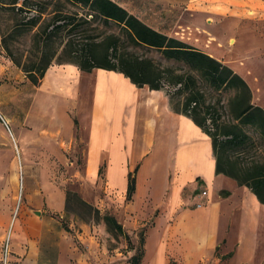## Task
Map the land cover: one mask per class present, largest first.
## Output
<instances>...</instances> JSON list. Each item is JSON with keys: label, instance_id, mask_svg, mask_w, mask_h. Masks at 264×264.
<instances>
[{"label": "rangeland", "instance_id": "1", "mask_svg": "<svg viewBox=\"0 0 264 264\" xmlns=\"http://www.w3.org/2000/svg\"><path fill=\"white\" fill-rule=\"evenodd\" d=\"M0 1L5 4L0 6V264L7 248L10 264L14 261L10 248L13 237L9 233L14 213L18 211L16 224L23 210L33 217L40 216L33 212L36 209L33 203H40L44 196L47 199L44 197L43 208L49 211L58 227L75 233L80 224L100 227L99 223L110 235L108 251L96 247L89 249L82 244V253L73 256V264H134L136 258L142 259L144 255L148 228L157 229V242L161 231L174 221L170 218L150 220L138 228L130 221L124 228L126 235L108 231L102 217L111 212L99 208L101 205L95 202V197H104V192L84 178V143L68 145L67 141L75 137V131L62 134L60 125L62 119L73 121L80 117L79 114L89 111L91 81L86 83L87 88L77 82L73 91L66 94L68 99L61 97L62 88L67 84L64 75H56L54 85L48 90L43 87L47 71L38 83L31 82L23 67L7 51L4 38L22 63L32 66L54 48L56 55L51 66H62L70 63L68 53L63 50L67 39L73 40V49L77 50L74 55H77L84 43L101 42L114 34L120 40L117 48L109 50L111 57L125 55L151 59L162 70L163 81L171 84L177 74H192L195 82L191 86L201 91L204 104L209 106L208 123L214 122L213 119L225 122L233 119L230 101L235 88H217L187 63L166 57L160 49L136 44L117 23L93 18L87 6L69 0H27V6H24V0H18L17 4H13L15 0ZM117 1L122 3L124 0ZM129 1L128 5L145 23L204 51L242 76L252 91V103L264 108V0ZM32 17L36 18V24L30 22ZM59 17L62 20L58 23L70 17L84 18L90 23L81 21L83 25L79 28L56 31L54 46L44 49V37L36 33ZM68 82L76 83L74 79ZM188 91L168 93L172 107L177 111L183 109ZM244 127L252 139L245 148L231 150V157L239 159L243 165L264 160V138L255 128ZM199 196L195 193L194 200L202 201ZM60 200L64 207L62 216L59 212H50ZM149 204L150 207L155 205ZM220 206L223 211H219V216L216 213V221L209 223L206 217L190 220L193 238L199 239L202 235L207 239L209 231L221 238L216 251L204 256L198 264H226L230 255L222 254L234 252L240 244L239 238L243 239V246L232 264H264V214L238 195L234 196L231 205ZM200 213L201 210L196 216ZM228 222L232 225L228 226L230 232L221 237ZM228 237L231 240L229 246L226 245ZM153 241L154 234L151 233L150 248ZM206 252L210 253L208 246Z\"/></svg>", "mask_w": 264, "mask_h": 264}, {"label": "crops", "instance_id": "2", "mask_svg": "<svg viewBox=\"0 0 264 264\" xmlns=\"http://www.w3.org/2000/svg\"><path fill=\"white\" fill-rule=\"evenodd\" d=\"M114 1L139 17L128 5L129 0ZM146 24L159 30L153 24ZM61 74L67 81L61 94L66 99V94L73 91L77 82L87 88L86 83L91 81L89 111L79 114L80 117L73 121L62 119L60 125L62 134L75 131V137L67 141L68 145L84 143V178L104 192V197H95V202L101 205L99 208L110 210L124 228L130 221L134 228L146 225L150 220L170 218L174 221L161 231L157 242V229L148 228L140 264H198L204 256L213 254L221 238L210 231L207 239L202 235L199 239L193 238L190 220L206 217L209 223L216 221V213L219 216V211H223L220 205H231L235 195L246 199L264 214V205L247 186L216 173L210 135L192 117L172 108L166 90L151 89L146 85L139 87L117 70L93 68L83 71L74 63L48 68L43 87L48 90L54 85V77ZM71 79L76 83L68 82ZM131 172L135 173L136 185L128 199ZM198 185L202 187L197 188ZM203 189H207L206 195H202ZM222 191H228V194L222 195ZM195 193L201 195L202 201L194 200ZM44 197L40 203H33L35 210L41 211L40 216L33 217L23 210L17 224V217L15 219L10 245L13 264H73V256L82 253V244L89 249L96 247L108 251L110 235L103 224L98 223L100 227L80 224L75 233L58 227L49 211L43 208ZM149 203L155 205L150 207ZM63 210L60 200L50 212H59L62 216ZM229 225L231 222L227 223L221 237L230 232ZM151 233L154 241L150 248ZM237 235L242 236L241 233ZM239 239L240 244L234 252L222 254L232 253L226 264H232L242 249L243 239ZM230 241L228 237L226 245L229 246Z\"/></svg>", "mask_w": 264, "mask_h": 264}, {"label": "trees", "instance_id": "3", "mask_svg": "<svg viewBox=\"0 0 264 264\" xmlns=\"http://www.w3.org/2000/svg\"><path fill=\"white\" fill-rule=\"evenodd\" d=\"M69 1L74 4L87 6L91 10L93 18L101 17L105 21L117 23L136 44L160 49L166 57L187 63L192 69L197 70L202 76L209 79L215 87L227 86L235 88V94L230 101L233 119L229 122L213 119L214 122L208 123L209 106L204 104L201 91L191 86L195 82L192 74H177L172 79L171 82L173 84H171L165 80L163 81L162 70L156 67L151 59L125 55L111 57L109 50L117 48L120 40L114 34L109 35L101 42L84 43L81 51H79L80 53L78 52L77 55H74L77 50L73 49V40L67 39L64 44L63 50L68 53V62L75 63L83 71H91L93 68L117 70L128 76L139 87L147 85L151 89H164L168 93H175L182 89L190 90L183 109L178 112L192 117L210 135L216 159V173L232 177L240 185L247 186L256 195L259 202L264 205V160H254L250 165H243L239 159H233L229 153L231 150L245 148L252 139L244 126L255 128L264 138V108L252 103V91L245 79L229 66L204 51L149 26L114 0ZM17 2L18 0H15L13 4H17ZM23 2L24 6H27V0ZM4 5L0 1V6ZM22 8L24 7H19L18 9ZM32 18H30V22L36 24V18ZM61 18H56L55 22L50 23L36 33L43 35L44 49L49 47L51 49L54 46L53 36L56 31L64 29L74 30L83 25L81 21L86 24L90 23V20L75 17H70L71 19L58 23L62 20ZM4 46L12 55V59L23 67L30 81L35 84L39 82L40 78L44 77L56 55V51L53 48L54 50L52 49L49 55H45L42 58L43 60L37 61L30 66L22 63L20 58L13 55L6 38H4ZM135 185V173L131 172L128 176V199L131 198ZM227 194L228 191H222V195ZM102 219L110 233L126 235L123 225L114 214L105 213ZM231 254L228 253L227 255ZM140 259L136 258L134 264H139Z\"/></svg>", "mask_w": 264, "mask_h": 264}, {"label": "built area", "instance_id": "4", "mask_svg": "<svg viewBox=\"0 0 264 264\" xmlns=\"http://www.w3.org/2000/svg\"><path fill=\"white\" fill-rule=\"evenodd\" d=\"M206 194H207V189H203L202 190V195H206ZM200 205H201V203L198 204V206H200ZM9 256H10V252H9V250L7 248L5 250V252H4V255H3V258H2L1 264H10V258H9Z\"/></svg>", "mask_w": 264, "mask_h": 264}, {"label": "bare ground", "instance_id": "5", "mask_svg": "<svg viewBox=\"0 0 264 264\" xmlns=\"http://www.w3.org/2000/svg\"><path fill=\"white\" fill-rule=\"evenodd\" d=\"M231 41H232V39H231ZM232 43V42H231ZM119 74V73H118ZM119 76H123L122 74L120 75L119 74ZM127 79V78H126ZM18 213V211H16L15 213H14V216H13V218H12V220H11V222H10V225H9V233H10V236H12V232H13V230H14V225H15V219H16V214Z\"/></svg>", "mask_w": 264, "mask_h": 264}, {"label": "water", "instance_id": "6", "mask_svg": "<svg viewBox=\"0 0 264 264\" xmlns=\"http://www.w3.org/2000/svg\"><path fill=\"white\" fill-rule=\"evenodd\" d=\"M33 212L37 215H41V211L40 210H33Z\"/></svg>", "mask_w": 264, "mask_h": 264}]
</instances>
